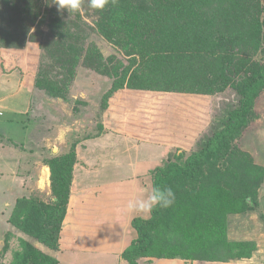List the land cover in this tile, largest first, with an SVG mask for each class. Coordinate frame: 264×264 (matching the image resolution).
I'll use <instances>...</instances> for the list:
<instances>
[{"label":"rangeland","instance_id":"rangeland-1","mask_svg":"<svg viewBox=\"0 0 264 264\" xmlns=\"http://www.w3.org/2000/svg\"><path fill=\"white\" fill-rule=\"evenodd\" d=\"M238 2L247 6L246 16L253 13L254 34L217 17L205 27L208 41L200 39L202 59L186 58L176 68L169 58L145 66L148 61L143 64L136 52L126 53L107 39L108 5L93 9L83 0L73 13L58 10L54 0H0V97L10 96L15 104L0 99V264L13 260L20 238L29 239L7 222L16 200L50 203L51 163L63 162L70 153L72 180L59 249L35 247L59 264H126L121 254L135 237L130 222L149 217V212L128 210L127 202L147 197L154 168L174 155L186 158L219 129L238 103L246 71L264 64V0ZM217 4L211 16L225 15L227 3L219 9ZM159 40L150 42V53L168 56L182 50L172 39L162 51ZM143 67L154 73L153 81L162 69L172 70L179 83L167 90L131 89L126 83L102 109V97L122 71L129 80ZM48 81H56L65 97L48 95ZM254 114L242 135L224 146L221 163H214L220 171L214 185L197 186L209 201L219 199L217 193L226 198L236 187L233 178L245 170L258 181L256 207L242 212L219 205L217 212L205 208L202 214L197 206L175 209L177 199L186 197L171 186L176 203L168 212L176 217L155 229V244L167 259L145 257L140 264H264V91ZM182 242L186 249L180 254L187 259L175 254ZM241 242L253 244L249 257L237 256L235 246Z\"/></svg>","mask_w":264,"mask_h":264},{"label":"trees","instance_id":"trees-1","mask_svg":"<svg viewBox=\"0 0 264 264\" xmlns=\"http://www.w3.org/2000/svg\"><path fill=\"white\" fill-rule=\"evenodd\" d=\"M215 2L218 3L217 9L220 5L224 6L227 3L225 15L218 12L217 15L211 16L215 11L213 7ZM209 3L211 4L205 7ZM106 5L109 10L104 16L108 24H106L108 28L104 27L103 31L105 37L123 48L126 53H130L131 50L136 52L142 57L143 64L147 61L150 62L149 64L147 62L145 66H158L161 60L164 62V59L169 58L171 61L175 60L176 68H180L184 66L186 58L198 59L201 55L200 59H202L203 55L199 50L200 39L208 41L209 33L206 32L205 27L218 18H221V21L223 17L229 18L241 27H248L251 30L248 31L251 35L255 31V27L252 28L253 19L251 16L253 13L246 16L247 6L240 5L238 0H117L116 4L109 2ZM224 24L227 25V22ZM67 33L71 35L69 32ZM156 37L160 39L157 44L162 51H166L167 47L165 46H169L172 39L177 40L178 42L174 43V46L182 49L180 52L179 48L181 54L174 50V54L166 56L160 54L162 52L154 51L153 47V52L150 53L148 50L150 42ZM219 42L224 43V40H219ZM225 42L227 45L232 44V41L225 40ZM67 45L69 46L68 51L72 50L73 46ZM143 57L150 60L143 59ZM99 68L101 65L97 69ZM162 70L164 73H161V78H159L160 74H156L154 81L152 80L154 73H149L146 67L142 68L141 74L131 75L129 80L127 79V70L122 71L120 77L112 82L110 90L102 97L101 108L106 109L107 102L113 93L122 89L126 83L129 88L137 90L172 89L179 83L175 79V72ZM245 78L239 85L237 105L222 120L218 130H215L205 142L199 143L197 149L186 158H183L182 155H174L172 159L168 158L164 165L158 166L150 172L151 188H171L173 186L182 189L180 194L186 198L184 200L177 199L178 204L175 209L190 210L191 207L194 209V206H197L202 214L205 208H209L213 213L217 212L219 205L222 208H234L242 212L256 207L257 200L254 193L258 187V181L251 180L245 170L240 171L241 178H233L236 187L233 193L230 190L229 197L223 198L221 193H217L216 197L219 199L209 201V195L199 193L197 186L199 182L203 185L207 184L209 187L214 185L213 178L220 172L215 170L214 166L221 163L225 155L224 146L228 142L238 139L249 121L255 116V102L264 91V64L255 65L246 71ZM64 81L67 82V79L64 78ZM59 88L56 81L47 82L48 95L64 98L63 91ZM73 162L74 153H70L63 162L51 163L54 199H51L50 203L25 197L16 200L7 222L20 233L28 236L29 239L20 238L18 240L19 249L14 252L13 260L9 264H59L56 257L46 254L35 245L38 244L52 252H57L59 249L61 224L69 200L72 180L70 173ZM236 173L238 170L234 171V174ZM187 188H191V191H187ZM175 203L176 200L174 205ZM169 217L175 219L176 215L174 212L170 215L168 208L155 207L149 212L148 218L135 217L131 220L130 228L135 237L121 254V258L126 264H139L145 257L152 256L158 259H167L165 254L160 253L163 249L161 251L158 249L160 247L155 244V229L164 225L165 220ZM236 247L239 248L237 256L245 258L251 255L253 244L241 242ZM177 248L179 249L175 250V254L181 255L180 258L187 259L183 254H180L185 252V244L182 242L174 249ZM158 250L159 253L155 254V251ZM172 258L174 257L172 256ZM188 258L196 259L198 257L191 255ZM205 258L199 259L203 261L202 259Z\"/></svg>","mask_w":264,"mask_h":264},{"label":"clouds","instance_id":"clouds-1","mask_svg":"<svg viewBox=\"0 0 264 264\" xmlns=\"http://www.w3.org/2000/svg\"><path fill=\"white\" fill-rule=\"evenodd\" d=\"M83 0H54L58 10L77 12L80 10ZM111 2L116 4L117 0H88V6L93 9H103ZM175 202V193L171 188L153 187L146 198L137 197L127 202V208L135 212H150L155 207L168 208Z\"/></svg>","mask_w":264,"mask_h":264},{"label":"crops","instance_id":"crops-1","mask_svg":"<svg viewBox=\"0 0 264 264\" xmlns=\"http://www.w3.org/2000/svg\"><path fill=\"white\" fill-rule=\"evenodd\" d=\"M8 97V98H7ZM0 99L2 100V104L3 103H5V101L6 100H10V103H13V100H11L10 99V96H7V95H4V94H2V96L0 97ZM14 104V103H13ZM15 105V104H14ZM3 106V105H2ZM4 107V106H3ZM131 242V241H130ZM129 242V243H130ZM141 261H144V259L143 260H141ZM141 261L139 262V264L141 263ZM161 261H166V260H161ZM125 263V262H124ZM123 264V263H122Z\"/></svg>","mask_w":264,"mask_h":264},{"label":"built area","instance_id":"built-area-1","mask_svg":"<svg viewBox=\"0 0 264 264\" xmlns=\"http://www.w3.org/2000/svg\"><path fill=\"white\" fill-rule=\"evenodd\" d=\"M3 115V112L0 110V117Z\"/></svg>","mask_w":264,"mask_h":264}]
</instances>
